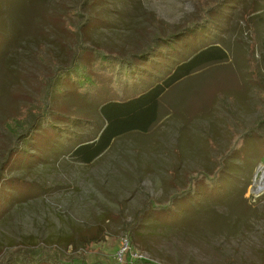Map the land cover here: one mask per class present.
Masks as SVG:
<instances>
[{
  "label": "rangeland",
  "instance_id": "rangeland-1",
  "mask_svg": "<svg viewBox=\"0 0 264 264\" xmlns=\"http://www.w3.org/2000/svg\"><path fill=\"white\" fill-rule=\"evenodd\" d=\"M218 1L0 0V264L45 252L75 264H264V190L253 189L264 166V0H226L208 26L185 31L159 63L214 44L223 60L167 89L147 131L114 138L88 163L71 150L99 135L98 105L67 79L49 84L79 42L128 57L191 29ZM46 95L56 132L36 118ZM250 129L262 136L240 139ZM223 156L218 186L200 183L174 212L138 215Z\"/></svg>",
  "mask_w": 264,
  "mask_h": 264
},
{
  "label": "trees",
  "instance_id": "trees-1",
  "mask_svg": "<svg viewBox=\"0 0 264 264\" xmlns=\"http://www.w3.org/2000/svg\"><path fill=\"white\" fill-rule=\"evenodd\" d=\"M226 0H219L210 6L200 21H194L192 28H183L178 33H170L167 36H157L155 43L145 46L141 53L131 54L123 57L115 52H109L96 46H90L79 42L75 50L73 59L69 65H56V69L50 76V87L52 91L58 85L59 81L69 80L74 87L75 92L84 97L90 98L97 103L99 113L104 120V126L99 135L89 141L78 143L72 150L71 155L78 161L88 163L99 156L116 137L132 131H147L156 121L158 104L163 93L172 87L181 79L187 77L195 70L205 64L220 62L225 57V52L217 45H210L199 49L178 61L172 66L170 63H159L158 58L169 59L168 51L171 50L175 41L181 40L187 32L199 30L208 26L211 15L219 13L225 6ZM197 26V27H196ZM195 27V28H193ZM162 42L168 47L164 48L158 44ZM169 48V49H168ZM89 55L87 62L83 61L85 55ZM261 62L264 69V54L261 56ZM147 64L151 68H146ZM159 72V78L156 73ZM149 78L155 77L158 81L152 84L143 76ZM50 97V96H49ZM44 107L36 114L39 126L43 129L58 131L61 127L53 119L56 111L52 108V101L46 95ZM71 120L73 116L67 115ZM34 125L30 124L25 128V133H29ZM57 134V133H56ZM259 134V130H247L240 139H245L249 135ZM26 134L18 135L11 146L9 153H15L18 147V140ZM242 146L232 145L226 152L228 158L236 154ZM224 157V156H223ZM224 157L211 174H205L200 171L190 175L189 185L177 193L171 195L162 205L149 204V208L144 209L139 216L153 211L157 213H171L176 209V203L185 197H195L199 192L197 186L202 183L207 189L214 188L220 184L222 171L227 159ZM224 160H226L224 162ZM200 173V174H199ZM199 190V189H198ZM210 190V189H209ZM142 260H135L140 262ZM133 262L132 264H135ZM149 264V262H145ZM10 264H75L70 261L65 263L61 261L56 253L45 252L34 257H21L19 260H10ZM77 264V263H76ZM81 264V263H80Z\"/></svg>",
  "mask_w": 264,
  "mask_h": 264
},
{
  "label": "bare ground",
  "instance_id": "bare-ground-1",
  "mask_svg": "<svg viewBox=\"0 0 264 264\" xmlns=\"http://www.w3.org/2000/svg\"><path fill=\"white\" fill-rule=\"evenodd\" d=\"M264 190V166L261 167V175L254 185V191L259 192Z\"/></svg>",
  "mask_w": 264,
  "mask_h": 264
},
{
  "label": "built area",
  "instance_id": "built-area-1",
  "mask_svg": "<svg viewBox=\"0 0 264 264\" xmlns=\"http://www.w3.org/2000/svg\"><path fill=\"white\" fill-rule=\"evenodd\" d=\"M126 245V243L124 244V246Z\"/></svg>",
  "mask_w": 264,
  "mask_h": 264
},
{
  "label": "water",
  "instance_id": "water-1",
  "mask_svg": "<svg viewBox=\"0 0 264 264\" xmlns=\"http://www.w3.org/2000/svg\"><path fill=\"white\" fill-rule=\"evenodd\" d=\"M253 189H254V187H253Z\"/></svg>",
  "mask_w": 264,
  "mask_h": 264
}]
</instances>
